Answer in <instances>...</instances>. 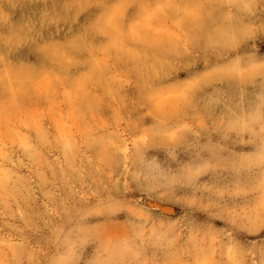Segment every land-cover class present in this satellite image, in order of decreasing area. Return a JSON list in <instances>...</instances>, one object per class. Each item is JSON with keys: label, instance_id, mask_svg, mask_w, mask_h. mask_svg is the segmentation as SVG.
<instances>
[{"label": "rangeland", "instance_id": "374dc122", "mask_svg": "<svg viewBox=\"0 0 264 264\" xmlns=\"http://www.w3.org/2000/svg\"><path fill=\"white\" fill-rule=\"evenodd\" d=\"M0 264H264V0H0Z\"/></svg>", "mask_w": 264, "mask_h": 264}]
</instances>
